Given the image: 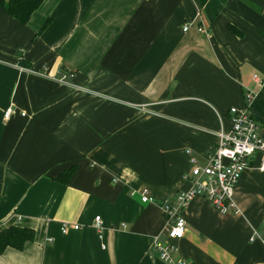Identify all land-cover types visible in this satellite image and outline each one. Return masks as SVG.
I'll list each match as a JSON object with an SVG mask.
<instances>
[{
    "label": "crops",
    "instance_id": "obj_1",
    "mask_svg": "<svg viewBox=\"0 0 264 264\" xmlns=\"http://www.w3.org/2000/svg\"><path fill=\"white\" fill-rule=\"evenodd\" d=\"M253 76L264 80V0H45L25 25L0 10V230L35 234L0 264H163L151 248L159 205L190 187L192 161L204 164L246 90L264 138ZM257 163L236 186L238 214L189 203L175 259L264 264L250 241L264 237Z\"/></svg>",
    "mask_w": 264,
    "mask_h": 264
},
{
    "label": "built area",
    "instance_id": "obj_2",
    "mask_svg": "<svg viewBox=\"0 0 264 264\" xmlns=\"http://www.w3.org/2000/svg\"><path fill=\"white\" fill-rule=\"evenodd\" d=\"M183 31H187V27H184ZM200 31L201 29H198V32ZM53 78L60 83H68L70 77L64 74ZM252 79L258 88L263 85L264 80L258 76H253ZM256 93L257 91L246 90L243 95L244 105L228 110L230 128L228 130L220 128L216 134V148L205 157L204 164L192 161L191 170L185 177L190 182V187L159 205L165 218V225L161 235L153 238L151 248L163 264H186L175 259L176 248L170 241L181 240L184 237L186 224L182 213L194 198L204 197L221 215H236L239 209L234 201V193L241 177L254 167L256 159L257 171L264 172V138L259 133V123L249 111ZM12 112L11 109L6 110L4 118L8 120ZM139 196L142 203L152 202L148 188L141 189ZM122 227L124 228V225ZM93 228L98 239L102 241L104 227L100 217L94 218ZM79 229V225H61L62 234ZM255 239L264 244V237L256 232L250 241ZM102 248H105L104 245Z\"/></svg>",
    "mask_w": 264,
    "mask_h": 264
},
{
    "label": "trees",
    "instance_id": "obj_3",
    "mask_svg": "<svg viewBox=\"0 0 264 264\" xmlns=\"http://www.w3.org/2000/svg\"><path fill=\"white\" fill-rule=\"evenodd\" d=\"M45 0H0V10L15 19L18 23L27 24L33 14L39 9ZM44 24L41 31L45 29ZM74 169H70L58 175L55 181L67 184L73 175ZM34 231L26 227L11 226L0 230V255L7 249L21 251L25 244L34 240Z\"/></svg>",
    "mask_w": 264,
    "mask_h": 264
}]
</instances>
